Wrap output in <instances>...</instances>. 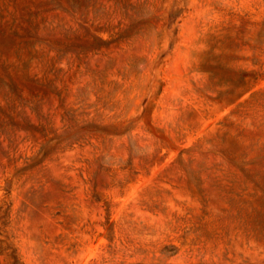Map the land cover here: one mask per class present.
I'll return each mask as SVG.
<instances>
[{
  "label": "rangeland",
  "instance_id": "obj_1",
  "mask_svg": "<svg viewBox=\"0 0 264 264\" xmlns=\"http://www.w3.org/2000/svg\"><path fill=\"white\" fill-rule=\"evenodd\" d=\"M0 264H264V0H0Z\"/></svg>",
  "mask_w": 264,
  "mask_h": 264
}]
</instances>
